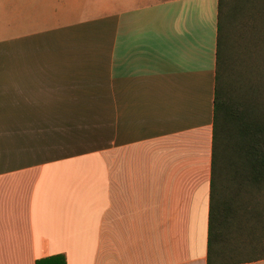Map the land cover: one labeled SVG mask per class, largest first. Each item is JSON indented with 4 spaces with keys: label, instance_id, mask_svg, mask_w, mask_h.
<instances>
[{
    "label": "crops",
    "instance_id": "crops-1",
    "mask_svg": "<svg viewBox=\"0 0 264 264\" xmlns=\"http://www.w3.org/2000/svg\"><path fill=\"white\" fill-rule=\"evenodd\" d=\"M218 65L219 0H0V264H209Z\"/></svg>",
    "mask_w": 264,
    "mask_h": 264
},
{
    "label": "trees",
    "instance_id": "trees-1",
    "mask_svg": "<svg viewBox=\"0 0 264 264\" xmlns=\"http://www.w3.org/2000/svg\"><path fill=\"white\" fill-rule=\"evenodd\" d=\"M225 5L226 25L223 12ZM232 29L237 31L234 33L238 37L237 41H243L240 48L245 54H249L250 49L258 50V47L264 46V0H219V72L211 155L209 264H234L252 259L239 257L243 253L241 249H245L243 246H250L254 251L258 243L254 237L257 232L264 234V217L261 216V211L256 214L254 212L256 225L242 227V223L237 221L241 219H237L238 212L231 199H225L222 194L221 179L224 174L229 175L230 179L234 177L239 187L261 188L264 185V125L254 115L252 109L255 102H248L247 95L240 94L239 101L231 97L233 82L230 79L238 57L228 55L224 63L220 62L222 37L226 40L229 54L231 44L234 43L233 33L230 31ZM223 65L226 77L220 76ZM242 67H246L244 61ZM248 74H251V69L243 71L242 76L238 75L245 88L249 87L251 78ZM234 77L237 78L236 75ZM250 212L252 210L246 209L242 215L249 219ZM233 235H239V244L231 243ZM260 247L264 249V241L260 242ZM212 253L216 261H212ZM258 258L262 259L264 256ZM37 264H65V261L62 255H56L39 260Z\"/></svg>",
    "mask_w": 264,
    "mask_h": 264
},
{
    "label": "rangeland",
    "instance_id": "rangeland-1",
    "mask_svg": "<svg viewBox=\"0 0 264 264\" xmlns=\"http://www.w3.org/2000/svg\"><path fill=\"white\" fill-rule=\"evenodd\" d=\"M223 10L224 14L227 13L226 5ZM224 18V24L226 25V14L224 15ZM242 46L243 41H240L236 50L238 60L235 67H233L234 72L232 73L230 79L233 82V87H231V97L239 101L241 98L240 94L247 95L246 100L248 102H255L254 108L252 109L254 115H256V117L261 120V123L264 125V46L258 47V50L250 49L249 54L244 53V50L240 48ZM243 61L246 64V67H242ZM249 69H251V74H248V77L251 78L248 82L249 87L245 88L241 85L242 79L241 77L239 79L238 75L242 76V72L248 71ZM235 75L237 78L234 77ZM230 178L231 177L229 175H223L221 179V185L223 188L222 194L225 199H231V203H233L235 209H237L236 211L238 212L237 219H241L237 221L242 223V227H252V225H256L257 220L255 216L253 217L254 212L256 214L261 211L260 214L264 217V185H262L261 188H258V186L243 188L237 185L234 177L232 179ZM233 195H236V198L232 199ZM246 209L252 210V212L249 213V219H247L248 217L242 215V212ZM254 239L258 242L256 244L257 248L253 251L250 246H243L245 249H241V253H243L239 257L258 258L264 256V249L260 247V242L264 241V234L257 232ZM239 241V235H233L231 243L239 244Z\"/></svg>",
    "mask_w": 264,
    "mask_h": 264
}]
</instances>
